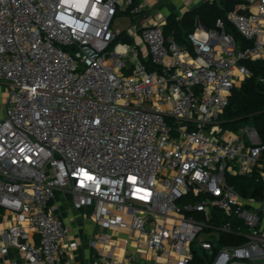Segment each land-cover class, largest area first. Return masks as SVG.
Instances as JSON below:
<instances>
[{"label": "built area", "instance_id": "1", "mask_svg": "<svg viewBox=\"0 0 264 264\" xmlns=\"http://www.w3.org/2000/svg\"><path fill=\"white\" fill-rule=\"evenodd\" d=\"M143 12L135 0H0V208L11 218L0 253L22 256L9 264H69L78 244L57 193L128 231L120 261L111 235L89 241L108 246L99 264H264L254 201L229 184L253 173L264 144L250 126L220 130L246 63L264 61V0H239L214 29L195 24L187 46L165 21L114 28ZM123 34L139 35L149 65ZM220 234L242 241L218 248Z\"/></svg>", "mask_w": 264, "mask_h": 264}, {"label": "trees", "instance_id": "2", "mask_svg": "<svg viewBox=\"0 0 264 264\" xmlns=\"http://www.w3.org/2000/svg\"><path fill=\"white\" fill-rule=\"evenodd\" d=\"M238 5L239 0L205 2L183 13L179 21L176 20V16L170 15L165 20L164 34L183 46L186 43L184 38L195 29L196 22L208 30L214 29L215 22L218 19H225L226 13L235 10ZM226 32L231 33L237 41L241 40L228 23ZM121 40L129 44L132 42L124 37ZM147 64L149 65V62ZM246 67L251 76L246 78L239 88L233 90L228 106L220 117V130L234 134L245 126H250L255 130L261 144H264V61L249 62L246 63ZM260 163L264 169V154ZM229 184L243 197H251L256 201L264 199V180L257 171L251 175L231 177ZM2 214L3 210L0 208V218ZM227 221L228 218L222 217L219 220L220 223ZM241 241L242 239L236 238L235 235L220 234L218 248ZM192 264H203V261L195 256Z\"/></svg>", "mask_w": 264, "mask_h": 264}, {"label": "crops", "instance_id": "3", "mask_svg": "<svg viewBox=\"0 0 264 264\" xmlns=\"http://www.w3.org/2000/svg\"><path fill=\"white\" fill-rule=\"evenodd\" d=\"M205 2H209V0H137L135 1V3L141 5L144 9V12L138 18L131 20L120 19L119 21L121 22L128 21L131 27L138 26L140 24L142 26H147L148 24L151 23L165 21L166 18L169 17L170 15H174L178 17L175 14L176 10L178 9L182 11L181 14L182 16L183 13H185L186 11L193 9ZM182 4H185L187 8L185 6H182ZM157 5L159 6L164 17L157 18V16H155L154 18L143 20L146 17V13L149 11V8L156 7ZM119 21L115 22V26ZM127 29L128 28L124 30L123 29H118V30L124 32ZM123 37L126 39H130L132 41L130 45H136L140 50L141 59L148 62L146 49L144 45H142L139 35L135 37L133 36L126 37L123 34ZM184 39L186 40V38ZM183 46H187V41ZM255 171H257L259 175L264 174V169H262L261 163L254 169L253 172ZM244 198L252 199L254 201V204H251V206H249L250 209L258 211L260 215L261 214L264 215V199H262L261 201H256L254 198L251 197H244ZM55 202H57V204L59 205L60 218L66 225L71 227L70 240L78 244L77 248L70 250L67 254L66 261L69 264H99L98 254L102 253L104 255H107L108 246L98 244L93 249L89 247V241L96 240L97 238L101 237L104 234H109L112 236L110 245L115 247L113 252L114 261H120V256L122 255L123 250H125L127 254L133 252L131 245L126 243V240L130 236L128 235V231L126 229H123L119 233H116L96 225L92 220L90 209L84 208L78 211L71 209V199L66 194L57 193L55 196ZM114 216L116 218L122 217L126 221H129L128 215H123L117 210L114 211ZM10 223H11V218L8 217L6 214L3 215L2 219L0 218V235H3L4 232L7 231L8 227L10 226ZM259 230L262 234H264V222H261L260 218H259ZM120 235H123V237H121ZM136 235H137L136 233H133V236ZM3 240L6 242L7 237L4 236ZM31 241L35 244L37 238L32 237ZM21 260H22L21 254L19 253V251L13 248H10L8 250V254L5 256H2L0 253V264H9L13 261L21 263Z\"/></svg>", "mask_w": 264, "mask_h": 264}, {"label": "rangeland", "instance_id": "4", "mask_svg": "<svg viewBox=\"0 0 264 264\" xmlns=\"http://www.w3.org/2000/svg\"><path fill=\"white\" fill-rule=\"evenodd\" d=\"M182 6H185L187 8V6L185 4H182ZM175 14L178 17H180L182 14V11H180L178 9V10H176ZM155 16H157V18L164 17L158 5L156 7L149 8V11L146 13V17L143 20H148L150 18H154ZM129 27H131V25L128 21H122V22L119 21V22H117V24L114 28L124 30V29L129 28ZM7 94H8L7 86L5 84H3V82H0V116H2V114H3L4 102L6 100ZM258 216L261 219V222H264V215H262V214L260 215L258 213ZM227 222L231 223L234 226L239 225V223L235 219H228ZM223 224L224 223H221V226H223ZM120 236L123 237V235H120Z\"/></svg>", "mask_w": 264, "mask_h": 264}, {"label": "water", "instance_id": "5", "mask_svg": "<svg viewBox=\"0 0 264 264\" xmlns=\"http://www.w3.org/2000/svg\"><path fill=\"white\" fill-rule=\"evenodd\" d=\"M196 26H199V23L198 22H196ZM258 139V138H257Z\"/></svg>", "mask_w": 264, "mask_h": 264}]
</instances>
